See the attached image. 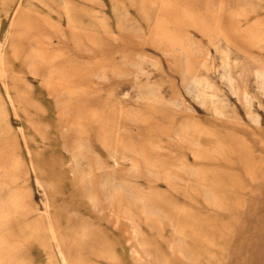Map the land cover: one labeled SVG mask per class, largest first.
Wrapping results in <instances>:
<instances>
[{
  "label": "rangeland",
  "instance_id": "1",
  "mask_svg": "<svg viewBox=\"0 0 264 264\" xmlns=\"http://www.w3.org/2000/svg\"><path fill=\"white\" fill-rule=\"evenodd\" d=\"M0 264H264V0H0Z\"/></svg>",
  "mask_w": 264,
  "mask_h": 264
},
{
  "label": "bare ground",
  "instance_id": "2",
  "mask_svg": "<svg viewBox=\"0 0 264 264\" xmlns=\"http://www.w3.org/2000/svg\"><path fill=\"white\" fill-rule=\"evenodd\" d=\"M243 2V1H242ZM247 4V3H246ZM194 44V43H193Z\"/></svg>",
  "mask_w": 264,
  "mask_h": 264
}]
</instances>
